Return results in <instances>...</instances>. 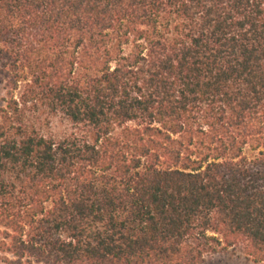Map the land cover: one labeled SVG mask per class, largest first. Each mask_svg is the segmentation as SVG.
<instances>
[{
    "label": "trees",
    "instance_id": "obj_1",
    "mask_svg": "<svg viewBox=\"0 0 264 264\" xmlns=\"http://www.w3.org/2000/svg\"><path fill=\"white\" fill-rule=\"evenodd\" d=\"M0 264H264V0H0Z\"/></svg>",
    "mask_w": 264,
    "mask_h": 264
},
{
    "label": "rangeland",
    "instance_id": "obj_2",
    "mask_svg": "<svg viewBox=\"0 0 264 264\" xmlns=\"http://www.w3.org/2000/svg\"><path fill=\"white\" fill-rule=\"evenodd\" d=\"M4 96L3 86L0 84V101ZM206 264H255L251 258L247 257L239 249H232L226 254L218 255L213 259H208Z\"/></svg>",
    "mask_w": 264,
    "mask_h": 264
}]
</instances>
